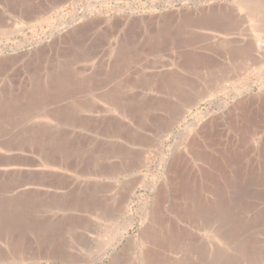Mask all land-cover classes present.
<instances>
[{
    "label": "rangeland",
    "instance_id": "rangeland-1",
    "mask_svg": "<svg viewBox=\"0 0 264 264\" xmlns=\"http://www.w3.org/2000/svg\"><path fill=\"white\" fill-rule=\"evenodd\" d=\"M263 19L264 0H0V264H264ZM227 143L239 173L192 192Z\"/></svg>",
    "mask_w": 264,
    "mask_h": 264
},
{
    "label": "bare ground",
    "instance_id": "bare-ground-1",
    "mask_svg": "<svg viewBox=\"0 0 264 264\" xmlns=\"http://www.w3.org/2000/svg\"><path fill=\"white\" fill-rule=\"evenodd\" d=\"M258 4V3H257ZM258 7V6H257ZM259 8V7H258ZM256 9V8H255ZM253 10V9H252ZM254 12H257V11H254ZM214 16V15H213ZM264 20V19H263ZM208 21V20H207ZM264 29V28H263ZM215 30V29H214ZM260 32V31H259ZM264 34V33H263ZM260 36H262V35H260ZM263 37V36H262ZM243 53V52H242ZM187 54V53H186ZM247 55V54H246ZM237 58V57H236ZM191 63V62H190ZM48 86H51V85H48ZM52 89V88H51ZM46 91V90H45ZM50 91V90H49ZM44 92V91H43ZM46 97V96H45ZM27 98V97H26ZM40 98V97H39ZM41 100V99H40ZM43 100V99H42ZM43 103V102H42ZM243 105V104H242ZM241 105V108H240V113L237 115V118H236V120L238 121L237 123H239V125H247V123H248V119L246 118V116H245V110H244V108H245V105H243L242 106ZM51 112V111H50ZM17 113V112H16ZM53 113V112H52ZM104 125V124H103ZM41 127V126H40ZM36 129V128H35ZM108 130V129H107ZM28 135V134H27ZM4 136V135H3ZM28 137V136H27ZM32 139H35L36 138V136H33V137H31ZM30 138V139H31ZM39 138V137H38ZM31 139V140H32ZM229 142V141H228ZM0 147H2V148H6L7 149V147H6V145H4V144H1L0 143ZM222 153L219 155V159H220V164H218V168H215V166H217V165H211L210 164V166L212 167H210L211 168V170L210 171H206V172H208V174L205 172V170H202L203 172H201L200 173V176L198 175V177H196L195 178V180H194V182H192L193 183V191L192 192H194V190L195 189H198V186L200 185V193L202 194L203 193V191H206V189L207 188H213L217 183H214V181H215V179H214V175H217V177H219L220 176V178L221 177H224V178H226L227 176H226V171H229V169L231 168L234 172H235V175L237 174V173H239V167L237 166V164H236V162H237V160L239 159V150H237V148H236V144L234 145V144H230V143H227L225 146H224V148L222 149ZM130 154V153H129ZM264 154V153H263ZM122 156V155H121ZM124 157V156H123ZM204 157V156H203ZM209 157V156H208ZM204 158H206V157H204ZM209 162H211V159L210 158H208L207 159ZM218 169V170H217ZM258 169V168H257ZM257 171V170H256ZM215 172H216V174H215ZM197 173V172H196ZM217 173H219V174H217ZM263 173V172H262ZM228 174V173H227ZM194 175V174H193ZM229 175V174H228ZM262 175V174H261ZM233 176V175H232ZM264 176V175H263ZM258 177V176H257ZM188 178H190V176L188 177ZM179 179V178H178ZM181 179V178H180ZM196 179L199 181V182H197L196 181ZM235 179V178H234ZM188 180V179H187ZM226 180V179H225ZM247 180V179H246ZM190 181V180H189ZM217 181V180H216ZM218 181H219V179H218ZM217 181V182H218ZM185 182H187L188 183V181H185ZM226 182H228V181H226ZM225 182V183H226ZM178 183V182H177ZM190 183H191V181H190ZM228 183H231V182H228ZM260 183V182H259ZM180 184V183H179ZM186 184V183H185ZM220 184H222V183H220ZM246 183L244 182V183H242V186L243 185H245ZM173 185V184H172ZM191 186V185H190ZM216 186H218V185H216ZM241 186V187H242ZM172 187V186H171ZM220 187V186H219ZM240 187V186H239ZM191 189H192V187H191ZM227 189V188H226ZM175 190V189H174ZM223 190V189H222ZM173 191V188H171L170 189V192L171 193H173L172 192ZM176 191H177V189H176ZM188 191H190V190H188ZM197 192H198V190H197ZM213 192V191H212ZM226 192V191H225ZM175 193V192H174ZM196 194V193H195ZM205 195V194H204ZM212 195L214 196L213 198L215 199H213L212 197H207V200H205L203 197V200H199V199H195V198H192L191 200H190V203L189 204H186V206L184 207V208H182V210H183V213L185 214H189V215H192V216H196L197 217V215H199L200 214V211H202L201 209H203V208H212V207H214V204H215V202H217L218 201V199L215 197V196H218V195H216V193L214 194V193H212ZM197 196H199V194H197ZM196 196V197H197ZM261 196V195H260ZM188 198V197H187ZM199 198V197H198ZM201 198V197H200ZM206 198V197H205ZM223 199V198H222ZM188 200V199H187ZM223 201V200H222ZM189 202V201H188ZM187 202V203H188ZM186 203V202H185ZM156 205V204H155ZM218 205V204H217ZM220 205V204H219ZM216 206V205H215ZM217 208V207H216ZM255 215V214H254ZM152 219H153V221H154V223H157V221H158V219H159V212H158V207H156L154 210H153V212H152ZM172 227V226H171ZM180 229V233H179V237H183V238H186V237H188V238H191V236L193 235V232L192 231H190L189 229H187V228H179ZM156 227L155 228H153L151 231H148V236L146 237V239L149 237L150 238V240L151 241H158V238H159V235H158V232H156ZM169 230V229H168ZM176 231H177V229H176ZM168 232V231H167ZM171 232V231H170ZM172 232H174V231H172ZM173 234V233H172ZM169 236V235H168ZM172 236V235H171ZM170 237V236H169ZM171 238V237H170ZM177 238V237H176ZM179 239V238H178ZM196 239V238H195ZM183 240V239H182ZM175 242V241H174Z\"/></svg>",
    "mask_w": 264,
    "mask_h": 264
}]
</instances>
